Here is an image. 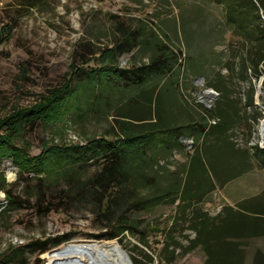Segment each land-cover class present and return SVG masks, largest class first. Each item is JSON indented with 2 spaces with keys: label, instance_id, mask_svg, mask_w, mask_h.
I'll return each instance as SVG.
<instances>
[{
  "label": "rangeland",
  "instance_id": "374dc122",
  "mask_svg": "<svg viewBox=\"0 0 264 264\" xmlns=\"http://www.w3.org/2000/svg\"><path fill=\"white\" fill-rule=\"evenodd\" d=\"M254 1L264 25V9L258 0ZM221 14L220 7H208L203 0H0V27L10 28L7 38L0 42V119L15 110L29 108L38 96L60 88L72 78L81 76L79 79L83 80L92 73L107 82L117 79V69L146 62L145 58H136V51L120 56L118 52L111 53V48L121 41L119 30H138L153 20L163 29L170 22L160 19L176 20L182 46L185 50L188 45L208 52L202 55L204 60L213 51L227 54L224 38L233 43L236 38L229 28L220 25ZM235 48L246 56L252 45L248 42L245 48ZM249 77L236 82L234 88L243 94V100L254 90L255 108L248 110L246 124L250 129H238L234 140L250 151L254 169L224 186L217 185L202 203L194 206L202 219L193 217L191 207L179 210V200L175 204L165 202L150 212L135 215V228L111 239L98 227L92 206L74 205L67 212L61 209L40 214L35 205L46 188H41L33 174L20 176L15 160L5 159L0 161V256L12 247L26 246L22 256L9 264H93L89 250L72 246L99 241L118 244L133 264H207L208 255L201 244L209 243L213 236L205 239L207 231L201 227V220H209L211 229L225 219L230 208L236 210L242 202L253 200L256 207H264V145L260 132L264 121V62L259 74L249 71ZM199 79L206 85L203 77L193 75L184 78L182 84L183 95L194 106L191 111L197 118L207 108L195 97L201 89L196 85ZM78 98L82 104L66 103L63 115L51 120V125L38 123L28 128L24 139L31 157L40 155L48 144H85L87 138L104 133L116 120L123 119L120 111L141 101L135 97L118 102L112 97L113 102L105 105L88 92L82 96L78 93ZM72 105L78 106L81 114V109L87 108L88 112L75 118L69 127L64 114L76 110ZM16 141L21 147L20 140ZM186 149L175 151L172 156L166 149L157 151L158 163L152 171L161 184L188 178L191 156L197 148ZM95 164L82 168L80 176L84 181L101 169L100 164ZM8 192L17 206L10 203ZM148 194L147 190L142 192ZM45 241L49 249L37 252L40 242ZM56 241L60 242L58 246H54ZM224 241L230 248L223 250L219 264H227L235 256L236 264H264V236L241 240L224 237Z\"/></svg>",
  "mask_w": 264,
  "mask_h": 264
},
{
  "label": "trees",
  "instance_id": "16d2710c",
  "mask_svg": "<svg viewBox=\"0 0 264 264\" xmlns=\"http://www.w3.org/2000/svg\"><path fill=\"white\" fill-rule=\"evenodd\" d=\"M258 2L264 9L263 1ZM203 3L221 8L220 25L229 28L236 38L234 43L224 38L227 54L213 51L204 60L202 55L208 52L193 50L188 45L185 50L182 46L176 20L160 19L170 22L166 29L153 20L138 30H119L121 41L111 48V53L118 52L120 56L136 51L139 55L136 58H145L146 62L117 69V79L108 80L111 83L92 73L83 80L79 79L81 76L72 78L60 88L38 96L29 108L15 110L0 119V161L14 159L20 176L33 174L41 188H46L35 205L40 214L61 209L67 212L74 205L92 206L98 227L114 239L135 228V215L150 212L165 202L175 204L179 200V210L191 207L193 217L202 219L194 206L202 203L217 185L224 186L253 171L250 151L234 140V133L250 129L246 121L249 108H255V93L253 90L243 100V94L234 86L250 79L249 71L258 75L264 62L262 16L254 0H203ZM9 33L10 28L2 27L0 42ZM248 42L252 48L244 56L235 46L245 48ZM190 75L203 77L208 88L220 93L216 105L204 107L206 113H201L200 118L191 111L195 108L183 95V79ZM85 92L102 99L105 105L113 102L112 97L118 102L135 97L141 101L120 111L123 119L116 120L104 133L87 138L85 144H48L40 155L31 157L30 146L24 139L28 128L38 123L51 125V120L63 115L66 103L82 104L78 93L82 96ZM78 106L72 105L76 110L64 114L69 127L75 118L88 112L87 108L81 109V114ZM212 119L218 122L212 124ZM183 138L194 140L197 148L191 156L188 178H176L163 185L152 171L158 163L156 153L166 149L172 156L175 151L185 149ZM16 140H20L21 147ZM95 163L101 169L84 181L80 176L82 168ZM144 190L149 194L142 195ZM8 198L17 206L10 192ZM252 201L240 203L236 210L230 208L225 219L211 229L209 220H201V227L207 231L205 239L213 236L209 243L201 244L208 255L207 264H219L223 250L230 248L224 237L241 240L264 236V207H256ZM47 242H40L37 252H46ZM140 243L147 246L144 240L140 239ZM59 244L56 241L54 246ZM25 248H10L0 256V264L13 263ZM236 262L235 256L227 264Z\"/></svg>",
  "mask_w": 264,
  "mask_h": 264
},
{
  "label": "bare ground",
  "instance_id": "6f19581e",
  "mask_svg": "<svg viewBox=\"0 0 264 264\" xmlns=\"http://www.w3.org/2000/svg\"><path fill=\"white\" fill-rule=\"evenodd\" d=\"M260 132L264 145V121ZM72 247L89 250L93 255V264H130L123 249L116 243L88 241L80 242Z\"/></svg>",
  "mask_w": 264,
  "mask_h": 264
},
{
  "label": "built area",
  "instance_id": "2783aa9c",
  "mask_svg": "<svg viewBox=\"0 0 264 264\" xmlns=\"http://www.w3.org/2000/svg\"><path fill=\"white\" fill-rule=\"evenodd\" d=\"M1 31L2 28L0 27V35H1ZM196 85L201 88L199 89L200 91L195 96L197 102L204 104L207 108L213 107V105L215 104L214 102L218 100V98L220 97V93L213 90L212 88L209 89L208 87H206L205 82L202 79L197 80ZM211 123L216 124L215 119H212ZM182 142L186 145L187 150L193 151L195 149L194 140L190 138H183Z\"/></svg>",
  "mask_w": 264,
  "mask_h": 264
},
{
  "label": "water",
  "instance_id": "95a60500",
  "mask_svg": "<svg viewBox=\"0 0 264 264\" xmlns=\"http://www.w3.org/2000/svg\"><path fill=\"white\" fill-rule=\"evenodd\" d=\"M123 251H124V250H123ZM124 254L126 255L128 261H129V263H130V264H133L132 260L130 259L129 255L127 254L126 251H124Z\"/></svg>",
  "mask_w": 264,
  "mask_h": 264
}]
</instances>
